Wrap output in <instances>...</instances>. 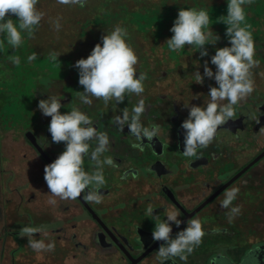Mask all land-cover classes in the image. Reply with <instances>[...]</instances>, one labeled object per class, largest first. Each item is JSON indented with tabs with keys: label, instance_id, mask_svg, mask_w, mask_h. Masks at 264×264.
Listing matches in <instances>:
<instances>
[{
	"label": "flooded vegetation",
	"instance_id": "obj_1",
	"mask_svg": "<svg viewBox=\"0 0 264 264\" xmlns=\"http://www.w3.org/2000/svg\"><path fill=\"white\" fill-rule=\"evenodd\" d=\"M7 18L18 25L15 16ZM40 24L31 36L22 31L17 48L0 34V264H264V87L254 83V91L234 106L235 116L219 126L213 141L186 157L185 106H206L210 99L209 92H198L191 71L176 76L140 55L137 77L147 74L141 95L125 93L123 103L113 99L107 105L89 97L92 103L84 104L75 67L81 59L79 29H73L65 47L64 22L57 32L43 34ZM33 53L37 59L29 61ZM14 56L19 65L10 59ZM51 96L60 100L62 114L77 107L109 137V151L101 159L111 157L114 166H103L99 204L85 200L86 193L63 200L47 187L44 168L66 147L52 142L51 117L38 108L41 99ZM140 100L146 108L141 123L159 127L152 141L137 140L127 125L120 131L113 122L125 108L131 114ZM95 146L91 141L84 158L89 173L95 169L90 159ZM233 188L239 189L236 199L222 208L226 191ZM149 206L152 215H146ZM172 210L182 221L179 227L170 222L173 238L190 219H199L205 233L191 253H184L186 260H162L158 248L164 242L152 238L157 218L167 219ZM24 227H41L33 238L45 245L54 242L55 249L34 251L29 238L21 237Z\"/></svg>",
	"mask_w": 264,
	"mask_h": 264
},
{
	"label": "clouds",
	"instance_id": "obj_2",
	"mask_svg": "<svg viewBox=\"0 0 264 264\" xmlns=\"http://www.w3.org/2000/svg\"><path fill=\"white\" fill-rule=\"evenodd\" d=\"M63 5H80L84 7L86 0H57ZM251 0H228L227 15L218 19L227 25L226 36L230 47L225 46L216 49L215 55L211 57V64L215 65V72L204 63L203 75L199 71L195 73L197 83H203L204 78L214 79L217 87H210L209 101L206 106L186 105L189 108L187 119L182 122L181 127L185 130L183 155L192 157L197 155L198 148H206L214 139L219 126L224 125L235 116L234 106L245 99L254 91V81L251 69L258 66L254 59L255 43L249 25L242 26L245 21V11L242 7ZM38 0H0V34H6L7 43L13 48L22 44V31H27L29 36L33 33L34 26L39 25L43 18L36 5ZM15 16L19 23L7 18ZM210 23L209 13L201 8L183 9L170 31L172 37L166 41L171 52H176L188 46H196L201 57L208 55L205 45L215 44L219 41L218 35L213 36L212 30L205 31ZM56 29L60 24L56 22ZM126 29L116 26L110 34L102 36V44L97 43L87 58L76 61L75 67L79 70V85L83 91L79 93L82 103L90 105L89 97L102 99L107 105L109 101L115 100L123 103L125 93L141 95L144 92V81L146 73H140L137 77L136 65L138 57L133 48L126 42ZM211 41V42H210ZM3 47V42H0ZM51 58H57L55 53ZM12 62L19 65L18 56L10 57ZM37 59L33 53L28 57L29 61ZM227 101V103H223ZM63 107L60 100L55 96L41 99L38 108L46 117H51L48 131L53 143L63 142L65 150L50 164L44 168V180L50 193L63 200H76L81 197L89 202L99 204L102 202L100 187L105 184L103 166L105 164L114 166L113 159L101 156L109 151V137L106 132H99L93 125L88 115L77 107L70 112L61 113ZM145 103L140 100L133 108L131 114L125 108L122 115L114 117V123L123 131L127 125L129 133L143 140L152 141L159 132V127L153 125L145 127L141 123V116L145 112ZM95 141L96 146L90 153L91 161L95 162V169L91 173L84 170V158L89 156L90 142ZM134 148H143L140 144L132 145ZM92 186V187H90ZM86 190H88L86 192ZM238 188L226 191L225 199L221 202L222 208H229L232 201L236 199ZM55 203V201H50ZM232 213H238L239 208H232ZM153 208L148 207L146 215H152ZM179 211L167 212L165 220L159 221L152 232L154 241H163L158 248V256L162 260H168L179 256L186 260L184 253H191L193 246L199 245L205 235L202 223L199 219H190L187 227L178 232L173 238L171 223L177 227L182 223L178 217ZM41 227H24L21 229V237L27 236L28 246L34 251H53L55 243L45 245L43 240L34 239V234L41 232Z\"/></svg>",
	"mask_w": 264,
	"mask_h": 264
},
{
	"label": "rangeland",
	"instance_id": "obj_3",
	"mask_svg": "<svg viewBox=\"0 0 264 264\" xmlns=\"http://www.w3.org/2000/svg\"><path fill=\"white\" fill-rule=\"evenodd\" d=\"M227 3L228 0H86L84 7H80L78 4H59L57 0H38L36 7L43 13V18L40 21L41 29L38 33L57 32L56 22H64L63 43L67 47V43L72 40L73 29L78 28L81 41L80 55L81 58H87L97 43L102 44L103 35L110 34L116 26H120L126 29V42L133 48L137 57L143 56L148 64L150 62L154 63V61L157 62L159 64L158 68L162 71L178 72L176 76L184 77L186 71H191L190 76L194 77L197 71L203 75L205 61L215 72V65L211 64V57L215 55L216 49L231 46L225 34L227 25L223 24L225 27L209 26L205 29V31L211 29L213 36L218 35L220 39L215 44L205 45L208 55L201 57L196 46L185 45L183 49L171 52L166 41L173 35L170 29L174 21L169 19L167 25L161 27L156 19L160 18L161 12L167 10L170 14L173 13V17L177 18L181 8H195L197 10L203 8L208 10L211 5L213 8L216 6L220 8L223 15L226 16ZM250 6L259 7V4L256 5L255 1L251 0L250 3H246L242 7L245 10L249 7V10L251 9ZM263 6L264 2L261 3V7ZM250 14L257 17V21L254 23L258 29H262L264 32V13L257 10ZM75 22L79 24L76 26ZM66 23H70L71 26L68 27ZM219 24L221 23L214 25ZM45 37L46 35L43 38ZM253 40L258 66L252 68L255 71L252 79L255 85L264 87V58L262 57L264 56V39L253 38ZM65 47L63 46L64 51L67 49ZM21 52H25V46L22 47ZM140 63L138 59L135 67L139 68ZM194 78L196 79V77ZM205 79L206 82L202 84L196 83L199 93L209 92L210 87L218 86L214 79L207 77ZM179 84L180 86L187 85V83Z\"/></svg>",
	"mask_w": 264,
	"mask_h": 264
},
{
	"label": "trees",
	"instance_id": "obj_4",
	"mask_svg": "<svg viewBox=\"0 0 264 264\" xmlns=\"http://www.w3.org/2000/svg\"><path fill=\"white\" fill-rule=\"evenodd\" d=\"M253 1H255L256 5L259 4V7L258 6H256V7L255 6H250L251 7V9H249L250 11L248 10L249 7L246 10L244 9V11H245V21L243 22L242 26H244V25H249L250 26L251 25L252 27L250 26L248 28V30L251 31L252 37L256 38L258 40H261L262 38L264 39V32H263L262 29L260 30V29H258L256 27V24L254 22L257 21V17H255V15L250 14V13H254L257 10L260 11V13H264V6L261 7V3H263L264 0H253ZM209 8L210 9H208V10L205 9L209 13V16H210V23H209L210 25H208L207 28L209 26H220V27L222 26V27H225L223 25L224 23H222L218 19L219 17L224 16L222 10H220V8H218L217 6L215 8H213L212 5ZM172 14L173 13L170 14L168 10L166 12H161L160 13V15H161L160 18L156 19V21L159 24V26L165 27L167 25L169 19L175 21L176 18L173 17ZM218 23H221V24L214 25V24H218ZM262 57L264 58V56H262ZM256 58H257V55H254V59L255 60H256ZM251 73H252V77H253L255 71L253 69H251Z\"/></svg>",
	"mask_w": 264,
	"mask_h": 264
}]
</instances>
